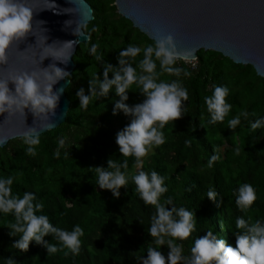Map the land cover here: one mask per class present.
Instances as JSON below:
<instances>
[{"label":"trees","instance_id":"trees-1","mask_svg":"<svg viewBox=\"0 0 264 264\" xmlns=\"http://www.w3.org/2000/svg\"><path fill=\"white\" fill-rule=\"evenodd\" d=\"M87 1L94 12V21L84 29L91 36V42L80 45L74 57L77 69L66 90L71 101L66 124L40 136L35 156L27 154L22 138L0 148V176L16 178L13 193L22 197L25 191L34 192L44 204L42 214L56 227L71 231L79 224L84 230L81 251L73 255L51 235L44 239L58 246L54 254L48 255L34 241L26 252L15 249L12 245L19 237H11L7 227L14 217L0 214V264H7V258H13L16 264H139L136 258L146 257L147 248L152 244L153 238L147 231L155 209L144 204L131 179L127 189H120L118 199L110 190L95 184L92 168H107L109 159L118 163L127 159L130 176L140 170L157 171L169 189L162 201L171 197L177 207L195 211L197 231L193 238L214 230L218 238L235 246L233 231L237 217H251L253 223L264 220V129L253 132L248 121L242 119V124L233 131L230 120L243 110L256 113L250 115L251 120L264 117V78L252 66L237 65L213 51H200L197 67L181 60L178 66L191 72L190 77H181L189 92V101L184 102L188 106L187 114L165 126L162 131L166 142L142 158V168L137 170L135 158L123 157L116 143L117 132L130 123L131 117L123 112L113 115L115 101L119 99L115 91L92 100L86 109L80 107L78 92L83 88L90 95L92 76L97 73L102 79L105 64L118 66L119 52L129 44L143 48L154 41L118 14L115 0ZM91 44L99 45L97 54L103 55L102 61L89 54ZM142 58L143 53L135 63ZM160 79L171 82L176 77L165 73ZM218 85L230 88L227 100L233 110L224 123L210 124L204 97L211 96ZM143 100V95L133 86L126 103L132 106ZM61 138L65 139L64 148H59ZM186 140H191V146L185 144ZM217 147L221 150V159L210 168L208 161ZM58 148L61 155L57 158L53 153ZM236 149L240 150L239 155ZM65 152L69 153L67 157ZM242 183L253 185L257 194L247 213L235 203ZM209 188H215L220 194L222 204L219 199L213 202L207 198ZM168 207L170 210L171 205ZM178 243L184 245L183 254L190 256L193 239ZM160 251L167 256L169 249L165 245Z\"/></svg>","mask_w":264,"mask_h":264},{"label":"clouds","instance_id":"clouds-1","mask_svg":"<svg viewBox=\"0 0 264 264\" xmlns=\"http://www.w3.org/2000/svg\"><path fill=\"white\" fill-rule=\"evenodd\" d=\"M30 5L29 0H0V67L8 66L9 51L13 45L18 48L26 36L33 35L34 9ZM48 5L43 9L54 10L56 7L54 0H48ZM77 32L78 27L75 29L76 35ZM79 35H86L87 41L91 42L90 35L82 32ZM74 43L78 41L63 42L54 47L57 44L45 46L43 42L44 46L40 49L43 55L37 56L40 65L38 70L12 71L6 77L0 78V115L7 114L5 119L16 115L25 116L27 110L36 119L46 121L47 127L54 126L60 97L65 91L64 87L54 90V85L62 80H68L70 83L72 74L57 66L55 62L47 67H41V64L46 57H52L53 61L67 65L73 54ZM98 47V44H91L89 54L95 55V59L100 62L104 57L97 54ZM141 53L143 58L135 63ZM183 59L172 34L158 35L153 44L143 48L129 44L119 52L118 66L105 64L102 79L97 73L92 76L89 81L90 95H86L83 88L78 92L80 107L86 109L92 100L107 97L110 91H115L119 99L115 101L113 115L123 112L131 117L130 123L117 132L116 143L123 157L135 158L137 167L142 168V158L166 142L162 131L165 126L187 114L188 106L186 107L184 102L189 101V92L181 77H190L191 72L178 66ZM109 73L112 78H109ZM165 73L175 76L176 79L171 82L160 79ZM133 86L143 95L144 100L130 106L126 101ZM230 91L228 86L218 85L214 87L211 96L204 97L210 114L208 123H224L231 115L233 105L227 100ZM250 115L255 116L256 113L241 111L230 120V128L236 131L243 119L248 121L253 132L264 129V117L251 120ZM22 142L27 145V154L35 156L36 146L40 144V129L27 128ZM58 144L59 148H64L65 139L61 138ZM185 144L191 146V140H186ZM59 148L53 153L57 158L61 155ZM220 151L218 147L214 149L208 167H213L215 162L221 159ZM236 152L239 155L240 150L236 149ZM64 155L67 157L69 153L65 152ZM92 172L96 177L95 184L100 189L110 190L117 199L121 195L120 189H127L131 179L144 204L154 206L155 214L151 217L147 231L153 238L152 244L147 248L146 257L136 258L139 264H166V261L167 264H264V220L258 219L253 223L251 217H237L236 230H232L236 240L235 246L218 238L214 230H207L206 235L193 238V233L197 231L195 211L183 206L177 207L171 197L162 201L169 189L165 178L157 171L140 170L130 176L127 159L123 163L109 159L107 168L95 167ZM15 179L12 175L0 176V214L14 217L7 227L11 237H19L12 247L26 252L34 241L43 246L48 255L54 254L59 250L58 246L44 239L45 236L51 235L52 239L60 242V245L73 255L79 254L83 228L76 224L68 231L54 226L49 217L42 214L44 204L34 192L25 191L22 197L13 193L12 185ZM207 198L213 202L219 199L220 204L223 203V198L215 188H209ZM256 200L257 194L253 185L242 183L238 187L235 203L239 210L247 213ZM220 227L223 230V221L220 222ZM190 238L193 239L191 255L185 256L184 245L178 241L183 242ZM165 245L169 249L167 256L160 251L161 246ZM6 261L7 264H16L13 258H7Z\"/></svg>","mask_w":264,"mask_h":264},{"label":"water","instance_id":"water-1","mask_svg":"<svg viewBox=\"0 0 264 264\" xmlns=\"http://www.w3.org/2000/svg\"><path fill=\"white\" fill-rule=\"evenodd\" d=\"M33 12V35L29 34L9 51V64L0 67V78L12 71L38 70L37 56L45 45L54 47L73 41V54L67 65L46 57L41 67L55 62L73 74L77 65L74 57L80 45L87 43L85 28L94 21V12L87 0H29ZM119 14L152 41L158 35L172 34L178 51L185 60H198L202 50L222 54L237 65L252 66L264 78V0H115ZM42 22V23H41ZM67 22V24H66ZM78 27L77 35L75 29ZM44 42V45H43ZM25 50V51H24ZM24 51V52H20ZM71 82L62 80L54 90L64 87L54 126L36 119L30 112L7 119L0 115V148L21 139L27 128L40 129V136L59 129L68 120L71 101L66 94ZM10 87L12 85L10 84Z\"/></svg>","mask_w":264,"mask_h":264},{"label":"rangeland","instance_id":"rangeland-1","mask_svg":"<svg viewBox=\"0 0 264 264\" xmlns=\"http://www.w3.org/2000/svg\"><path fill=\"white\" fill-rule=\"evenodd\" d=\"M115 6H116V3L114 4ZM118 14H119V11H118ZM120 15V14H119ZM187 65H189V66H193V67H197V65H198V60H187V61H184ZM154 151H155V149H154ZM153 151V152H154ZM152 152V153H153ZM152 153H149L148 155H150V154H152ZM140 167H138L137 168V170L139 169Z\"/></svg>","mask_w":264,"mask_h":264},{"label":"bare ground","instance_id":"bare-ground-1","mask_svg":"<svg viewBox=\"0 0 264 264\" xmlns=\"http://www.w3.org/2000/svg\"><path fill=\"white\" fill-rule=\"evenodd\" d=\"M185 61H187V60H185Z\"/></svg>","mask_w":264,"mask_h":264}]
</instances>
